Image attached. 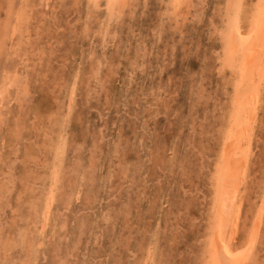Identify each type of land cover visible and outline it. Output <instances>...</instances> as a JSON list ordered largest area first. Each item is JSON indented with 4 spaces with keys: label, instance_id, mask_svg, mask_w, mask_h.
I'll use <instances>...</instances> for the list:
<instances>
[{
    "label": "rangeland",
    "instance_id": "rangeland-1",
    "mask_svg": "<svg viewBox=\"0 0 264 264\" xmlns=\"http://www.w3.org/2000/svg\"><path fill=\"white\" fill-rule=\"evenodd\" d=\"M41 1L42 4L39 5ZM73 1L77 2L73 5L71 3ZM79 1L48 0L46 4V0H40V2L36 0V3H38L34 6V0H0V83H2V85L0 84V93L4 86L3 79L5 80L6 77L16 76L19 81L18 88L8 89L6 96L2 101L0 100V185L2 184L0 186V233H2L0 234V253L2 254H0V264H23V262L36 264L35 260L37 264H117L118 262L119 264H206V259H203V250L206 248L204 244H206L209 237L207 226L210 224L209 220L211 217L212 196L209 194L213 191L212 184H210L212 165L221 150L220 143H222L223 131L227 123L229 105L234 98L232 88L227 83L226 76L228 73H223L220 61L221 56H219L222 55L220 54L222 46L220 41L224 25L222 20L225 0H197L199 2L192 0L188 8L184 7L178 10L177 14L171 13L170 0H132L131 2L129 0L126 6L128 10L124 7L109 22H107L105 17L104 1H102L101 7L96 10L92 9L87 0L85 2L81 0L78 3ZM166 2L167 6H164ZM11 3L14 4L12 5ZM244 3L245 6L248 4L251 9L255 0H246ZM214 4L218 7H213ZM82 5H87L88 7L86 8L85 6L84 9ZM11 6L14 7H12L14 10ZM71 6L73 7L70 8ZM27 7L33 9L28 8L27 10ZM21 8L22 11L20 12ZM34 10H37L38 13L35 14ZM48 10H51L50 13ZM193 10H195L194 13H192ZM22 13H24V16ZM199 14H201L199 17L203 16L201 21V18L199 20L197 18ZM214 14L215 16H213ZM20 16L21 18H19ZM217 16H220L221 19L219 17L216 18ZM24 17L27 23L25 22L23 25ZM173 18H177V20L174 21L172 20ZM8 19L11 20L10 24H8L10 21ZM104 25H107L106 28ZM177 28L180 32H178ZM23 29L26 30L23 31ZM35 30L36 33L34 32ZM80 30L82 31L80 32ZM20 31L24 33L22 34ZM12 36L14 37L12 38ZM34 36L38 38L37 41L36 39L34 40ZM26 39L29 41H27L29 45ZM25 54L26 57H24ZM90 62H92L90 66H92L93 70L90 69ZM100 62L102 63L101 66ZM79 64L81 66L85 65L82 68ZM94 65L96 68L102 67V69L98 70L99 72L101 71V75L96 71V68V70L94 69ZM76 67L78 70H76ZM94 72H96L95 74H97L98 78V81L95 82H93V79L97 80V78H95ZM80 75L82 79L78 78ZM58 76L60 78L63 76L64 84L62 78L58 82L57 79H60L57 78ZM80 80L83 81L80 82ZM103 80L108 82H103ZM76 83H79L78 85L82 86L81 88L84 87V89L79 87L81 92L85 91L84 93L77 92L80 89L78 88L77 90L76 87L78 86ZM101 83L102 85L105 83L104 86H101ZM65 84L69 85L66 86ZM19 85H21L22 89ZM93 85L96 86L94 87ZM98 85L100 86V91L96 90ZM86 87H89L87 88L89 91L86 90ZM64 89L65 91H63ZM71 91L73 92L71 93ZM92 92L93 94H91ZM73 93L76 97L72 96L74 95ZM111 93H114V95H111ZM85 94L86 99L84 97ZM88 94L92 95V97L87 96ZM260 94L259 105L253 123V138L255 137V140L252 138L253 142L251 145L256 144L251 147L253 154L249 157L250 160L247 165L249 174L246 173V177L244 176L245 180L243 179V183H246L241 187V195L244 201L242 202L244 204L242 203L241 206V215L239 213L237 235L234 241L236 247L244 245L247 240V234L253 226L259 202L263 200L262 197L264 198V120L263 122L261 121V119H264V111H262V109L264 110V88ZM153 101L156 103H153ZM56 102L58 104H55ZM76 102L80 103V105ZM59 103L62 104L59 105ZM60 106L63 107L60 108ZM220 108H222V111ZM56 111L60 114L56 113ZM72 112L74 115H72ZM69 113L72 114L70 115ZM36 114L38 115L35 116ZM43 114L47 117L44 118ZM54 114L56 115L54 116ZM51 116L55 117V119L53 118L55 121ZM219 117L221 118L219 119ZM47 118L52 120L48 121ZM256 120L258 121L256 122ZM50 123H54V125H50ZM66 125L67 127H65ZM53 127L55 128L54 131H52ZM42 131H44L45 135ZM50 134L54 135L51 136ZM64 136H66L67 141L71 137L70 141L67 142ZM49 137L57 141V145L60 143L63 146L62 140L65 141L64 146L67 147V150L63 147V156H66L62 159L63 165L60 168L63 173L60 174L63 176L59 177L61 179L58 182L60 184H62V181L66 182V186L65 183L62 185L63 187L58 186L57 192H61H56V195L63 194L62 200H60V196H55L57 201L54 200V202H60L59 205L56 204L57 207L63 202L60 206L61 212H57L60 211V208H57L55 203H53L51 206L55 207V209L53 210V207L52 209L50 208L49 214L55 221L53 218H49L50 216L48 215L46 226L42 228L44 224L42 207L43 200H45L43 197L46 195L45 191H48L50 182L47 181L50 180L51 175V171L48 168L51 167V162L53 161V152L47 151V146L44 144L46 141L49 142ZM115 143L119 148H115ZM218 145L219 147L217 148ZM70 158H73L72 162ZM204 160L206 164H204ZM64 162L66 165H64ZM7 167L8 169H6ZM95 170L97 175L94 173ZM65 172L67 173L65 174ZM203 172H205V175ZM74 174L75 176H73ZM206 174L207 176L209 175V178ZM64 175H67L66 179H64ZM74 177H78L77 180ZM36 179H38L37 182ZM85 179L87 180L85 181ZM5 180H7V183L3 185L6 182ZM208 180L210 181L208 182ZM40 185L43 187L42 189ZM59 187H62V190ZM70 190L73 191L71 192ZM260 191L261 194L259 193ZM208 192L209 194H207ZM77 194H79L78 198ZM88 194L90 196H87ZM91 194L95 196L92 197ZM33 196L34 199H32ZM22 198L26 201L24 200L23 202ZM253 198L257 202L252 200ZM69 199L73 200V203H70ZM40 203L41 205L39 206ZM253 204L255 206L258 205L255 208ZM127 205L130 208L128 211L132 210L131 212L127 211L130 215L124 210V208H128ZM119 208H121L120 211L117 210ZM36 209L39 210V213ZM121 210L124 211L122 212ZM53 213L55 214L53 215ZM36 214H39V217ZM109 214L110 216H108ZM125 214L128 218H125L127 217ZM64 215L66 216L64 218L65 221L62 220ZM128 219L129 221H127ZM104 220L108 222L105 223ZM67 221L70 223L68 222L69 224L67 223L66 227ZM72 221L77 226H74ZM76 221H79L78 224ZM25 222H28V225ZM35 223L37 226H35ZM31 226H34L35 229L31 228ZM63 226L65 227L63 228ZM66 228L68 229L66 230ZM61 230L66 231L65 234L61 233L63 232ZM205 231L207 232L206 234ZM31 233H36V235ZM13 234L16 236H13ZM148 234L151 235L149 236ZM47 239L50 242L46 243ZM34 244L40 246L39 249ZM46 244H49L48 248ZM43 246L47 250L42 249ZM40 248L43 251H40ZM16 249L19 250L17 251ZM20 249H24V252ZM116 251L118 254H115L117 253ZM10 252L12 256L14 255L13 259ZM43 252H46L47 255H45L46 253L43 254ZM53 252H57L59 255L54 253L55 256H53ZM113 252L115 253L113 254ZM144 253H148L147 256ZM24 255L25 257H23ZM127 257H131V259ZM43 258L46 259L44 260ZM115 258H118V260ZM149 258H151V261ZM251 260L249 264H264V215L255 243L254 256ZM58 261L60 262L58 263Z\"/></svg>",
    "mask_w": 264,
    "mask_h": 264
},
{
    "label": "bare ground",
    "instance_id": "bare-ground-1",
    "mask_svg": "<svg viewBox=\"0 0 264 264\" xmlns=\"http://www.w3.org/2000/svg\"><path fill=\"white\" fill-rule=\"evenodd\" d=\"M35 1V3H36V0H34ZM39 2H40V0H38ZM48 0H46V4L48 3L47 2ZM66 1V0H65ZM102 1H104V9H105V17H106V19H107V22H109L112 18H113V16H115V14L116 13H118V12H120V10H123L124 9V7H125V9H127L126 8V6H127V3H128V1L129 0H87V3L88 4H90L91 5V7H92V9L93 10H96V9H98V8H100L101 7V5H102ZM132 0H130V2H131ZM147 1V0H146ZM157 1V0H156ZM191 1L192 0H170V2H169V4H170V7H171V9H172V12L171 13H173V14H177L178 13V10H180V9H182V8H184V7H187L188 8V5H189V3H191ZM197 1V0H196ZM217 1V0H216ZM244 1H246V0H225V7H224V14H223V29H222V32H221V43H222V46H221V53L220 54H222V55H219V56H221V63H222V68H223V73L225 72V73H228L227 74V83H228V85H230V87L232 88V94H233V96H234V98L230 101L231 102V104L229 105L230 107H229V111H228V115H227V123L225 124V128H224V131H223V137H222V143H220L221 145V147H220V151H219V155L217 156V159L215 160V162H214V164L212 165L213 167V169H212V177L210 178V180H211V182H210V184H212V188H213V191H212V193H210L209 194V192L207 193V194H209V195H211L212 196V198H211V208H210V210H211V217H210V224L207 226V230H208V233H209V237H208V244H207V241H206V244H204V245H206V248L203 250V255H204V258L203 259H206L205 261H206V264H249V262H250V260L251 259H253V256H254V250H255V243H256V241H257V238H258V232L260 231V227H261V225H262V221H263V215H264V198L262 197V201H258L259 202V206H258V210L256 211V214H255V220H254V222H253V226H252V228L251 229H249V231H248V234H247V240L245 241V243H244V245H242V246H239V247H236L235 245H234V241H235V238H236V235H237V225H238V219H239V213H240V211L242 212V208H241V206H242V203L244 202L243 201V198H242V195H241V187H242V185L243 184H245V183H243V179L245 180V178H244V176L245 175H247L246 173H248V171H247V165H248V162H249V157H251V154H253L252 152H251V147H252V145H255V144H252L251 145V143L253 142L252 140L255 138H253V123H254V120H255V117H256V112H257V109H258V105H259V99H260V96H261V90L264 88V0H255V3H254V5L251 7V9L248 7V4H247V6H245V3H244ZM9 2V1H8ZM51 2V1H50ZM75 2H77V1H73V2H71V3H73V5H74V3ZM81 2V0L78 2V3H80ZM84 2H85V0H84ZM197 2H199V1H197ZM205 2V1H204ZM6 3V2H5ZM34 3V6L35 5H37V3L35 4ZM52 3H54V1H52ZM52 3H50V4H52ZM12 5L14 4V3H11ZM30 4H32L33 5V3H31L30 2ZM42 4V1H41V3H39V5H41ZM45 4V5H46ZM132 4V3H131ZM168 4V5H169ZM222 4V3H221ZM1 5V4H0ZM7 5V4H6ZM76 5H77V3H76ZM75 5V6H76ZM79 5H81V4H79ZM78 5V6H79ZM160 5V4H159ZM198 5H199V3H198ZM197 5V6H198ZM200 5H201V3H200ZM21 6V5H20ZM53 6H54V4H53ZM86 6V8L88 7L87 5H85ZM85 6H83L82 5V7H84V9H85ZM164 6H167V2H166V5H164ZM193 6V5H192ZM191 6V7H192ZM217 6V5H216ZM215 6V4H214V6L213 7H216ZM2 7H4V6H2ZM13 6H11V8H12ZM37 7V6H36ZM52 7V6H51ZM73 6H71L70 8H72ZM135 7H136V5H135ZM146 7H148V6H146ZM191 7H190V9H191ZM196 7V6H195ZM199 7V6H198ZM204 7H206L205 5H204ZM218 7V6H217ZM222 7V6H221ZM220 7V8H221ZM14 8V7H13ZM12 8V9H13ZM25 8V7H24ZM23 8V9H24ZM28 8L29 9H33V8H31V7H27V10H28ZM129 8H130V6H129ZM166 8V7H165ZM194 8V7H193ZM200 8V7H199ZM223 8V7H222ZM1 9V8H0ZM41 9H42V7H41ZM83 9V10H84ZM133 9H135V8H133ZM132 9V10H133ZM160 9V8H159ZM195 9V8H194ZM216 9V8H215ZM214 9V10H215ZM3 10V9H2ZM7 10V9H6ZM14 10V9H13ZM83 10H82V12H83ZM128 10V9H127ZM204 10V9H203ZM220 10V9H219ZM218 10V11H219ZM17 11V10H16ZM15 11V12H16ZM22 11V8H21V10H20V12ZM49 11V13H50V11L51 10H48ZM99 11V10H98ZM185 11V10H184ZM194 11L195 10H193V12L192 13H194ZM196 11H197V8H196ZM216 11V10H215ZM10 12V11H9ZM26 12H28V11H26ZM79 12H80V10H79ZM94 12V11H93ZM168 12V11H167ZM200 12V11H199ZM201 12L203 13V11H202V9H201ZM217 12V11H216ZM223 12V11H222ZM11 13V12H10ZM13 13V12H12ZM25 13V12H24ZM24 13H22V15L24 14ZM29 13V12H28ZM34 13L36 14V13H38L37 12V10L35 11L34 10ZM39 13H40V10H39ZM53 13V12H52ZM85 13V12H84ZM83 13V14H84ZM168 13H170V12H168ZM181 13V12H180ZM186 13V12H185ZM197 13V12H196ZM33 14V13H32ZM55 14V13H54ZM140 14V13H139ZM181 14H183V13H181ZM198 14V13H197ZM217 14V13H216ZM11 15V14H10ZM18 15V14H17ZM25 15H27V14H25ZM30 15H31V13H30ZM34 15V14H33ZM32 15V16H33ZM38 15V14H37ZM45 15V14H44ZM56 15V14H55ZM80 15H82V14H80ZM88 15V14H87ZM125 15V14H124ZM201 14H199L198 16H197V18H198V20L200 19V21L202 20V18H203V16L202 17H199ZM204 15H205V13H204ZM219 15V14H218ZM12 16V15H11ZM24 16V15H23ZM41 16V15H40ZM166 16V15H165ZM213 16H215V14L213 15ZM25 17H27V16H25ZM25 17H24V21H23V25H24V23L26 22L27 23V21H25ZM116 17V16H115ZM131 17V16H130ZM170 17V16H169ZM191 17V16H190ZM220 18V16H217L216 18ZM8 18V17H7ZM19 18H21V16L19 17ZM79 18V17H78ZM120 18V17H119ZM165 18V17H164ZM178 18V17H177ZM177 18L176 19H172V20H177ZM188 18H189V16H188ZM14 19V18H13ZM29 19V18H28ZM33 19V18H32ZM48 19V18H47ZM50 19V18H49ZM89 19H91L90 17H89ZM104 19V18H103ZM117 19V18H116ZM167 19H168V17H167ZM221 19V18H220ZM8 20H10V19H8ZM19 20V19H18ZM17 20V21H18ZM27 20V19H26ZM35 20V19H34ZM45 20V19H44ZM57 20V19H56ZM113 20V19H112ZM169 20V19H168ZM171 20V19H170ZM179 20V19H178ZM219 20V19H218ZM16 21V22H17ZM20 21V20H19ZM82 21H83V17H82ZM103 21H105V20H103ZM117 21V20H116ZM190 21V20H189ZM221 21V20H220ZM10 22H11V20L9 21V23L8 24H10ZM31 22V21H30ZM29 22V23H30ZM95 22V21H94ZM113 22V21H112ZM170 22H172V21H170ZM169 22V23H170ZM179 22V21H178ZM178 22H177V24H178ZM22 23V22H21ZM81 23V22H80ZM103 23V22H102ZM117 23V22H116ZM158 23V22H157ZM160 23V22H159ZM168 23V22H167ZM184 23V22H183ZM189 23V22H188ZM195 23H197V22H195ZM198 23H199V21H198ZM92 24V23H91ZM115 24V23H114ZM211 24H212V21H211ZM16 25V24H15ZM63 25V24H62ZM103 25V24H102ZM213 25V24H212ZM18 26V25H17ZM73 26V25H72ZM105 26V25H104ZM107 26V25H106ZM106 26H105V28H106ZM157 27H159L158 25H156ZM161 26V25H160ZM174 26V25H173ZM180 26V25H179ZM87 27V26H86ZM89 27H90V25H89ZM216 27V26H215ZM221 27V26H220ZM11 28V27H10ZM15 28H16V26H15ZM23 28V27H22ZM111 28V27H110ZM162 28H163V26H162ZM169 28H170V26H169ZM179 28V27H178ZM177 28V30H179ZM214 28V27H213ZM32 29H34V28H32ZM75 29V28H74ZM103 29V28H102ZM167 29H168V27H167ZM184 29V28H183ZM26 30V29H25ZM24 29H23V31H25ZM157 30V29H156ZM164 30V29H163ZM171 30V29H170ZM176 30V29H175ZM181 30H182V28H181ZM6 31H8L7 29H6ZM12 31V30H11ZM19 31V30H18ZM18 31H17V33H18ZM22 31V30H21ZM20 31V32H21ZM37 31H38V29H37ZM42 31V30H41ZM70 31H72V29H70ZM82 30H80V32H81ZM172 31V30H171ZM214 31H215V29H214ZM9 32V31H8ZM7 32V33H8ZM35 33H36V30L34 31ZM40 32V31H39ZM79 32V31H78ZM79 32V33H80ZM89 32V31H88ZM87 32V34H89ZM106 32V31H105ZM109 32V31H108ZM177 32V31H176ZM178 32H180V30L178 31ZM177 32V33H178ZM182 32V31H181ZM213 32V31H212ZM15 33V32H14ZM22 33V32H21ZM24 33V32H23ZM22 33V34H23ZM85 33V32H84ZM100 33V32H99ZM160 33V32H159ZM158 33V34H159ZM163 33V32H162ZM12 34V33H11ZM46 34V33H45ZM82 34V33H81ZM107 34V33H106ZM110 34V33H109ZM112 34V33H111ZM114 34V33H113ZM180 34V33H179ZM214 34H215V32H214ZM18 35V34H17ZM72 35H73V33H72ZM91 35V34H90ZM100 35V34H99ZM217 35V34H216ZM8 36V35H7ZM25 36H27V35H25ZM32 36H33V34H32ZM73 36H75V34L73 35ZM72 36V37H73ZM117 36V35H116ZM158 36H160V35H158ZM9 37V36H8ZM14 36H12V38H13ZM24 37V36H23ZM29 37V36H28ZM35 38H34V40L36 39V41L38 40V38H36V36H34ZM79 37V36H78ZM88 37V36H87ZM10 38V37H9ZM90 38V37H89ZM98 38V37H97ZM115 38V37H114ZM25 39V38H24ZM32 39V38H31ZM73 39V38H72ZM79 39V38H78ZM159 39V38H158ZM4 40V39H3ZM7 40V39H6ZM5 40V41H6ZM22 40V39H21ZM20 40V41H21ZM40 40V39H39ZM218 40V39H217ZM28 40L26 39V42H27ZM35 41V42H36ZM76 41H77V39H76ZM82 41V40H81ZM158 41V40H157ZM173 41V40H172ZM219 41V40H218ZM29 42V41H28ZM27 42V43H28ZM31 42V41H30ZM107 42V41H106ZM113 42V41H112ZM34 43V42H33ZM215 43V42H214ZM23 44V43H22ZM28 45H29V43H28ZM28 45H27V47H28ZM105 45V44H104ZM108 45V44H107ZM23 46V45H22ZM25 47H26V45H24ZM219 46H220V44H219ZM4 47V46H3ZM32 47V46H31ZM34 47V46H33ZM40 47V46H39ZM49 47H50V45H49ZM103 48H104V46H103ZM46 49V48H45ZM49 49V48H48ZM3 50H4V48H3ZM22 51V50H21ZM71 51V50H70ZM43 52V51H42ZM218 52V51H217ZM4 53V52H3ZM27 53V52H26ZM216 53V52H215ZM34 54V53H33ZM44 55V54H43ZM215 55H217V54H215ZM32 56V55H31ZM35 56V55H34ZM24 57H26V54H25V56ZM40 57V56H39ZM79 57V56H78ZM32 58V57H31ZM30 58V59H31ZM97 58V57H96ZM35 59V58H34ZM47 59H48V57H47ZM72 59V58H71ZM77 59V58H76ZM217 59V58H216ZM39 60V59H38ZM73 60V59H72ZM55 61V60H54ZM53 61V62H54ZM95 61V60H94ZM66 62V61H65ZM37 63V62H36ZM95 63V62H94ZM101 63V62H100ZM92 64V62H90L89 63V66ZM75 65V64H74ZM80 65V64H79ZM81 65H82V63H81ZM80 65V66H81ZM85 65V64H84ZM83 65V66H84ZM102 65V63L100 64V66ZM106 65V64H105ZM20 66V65H19ZM76 66V65H75ZM80 66H78V67H80ZM83 66H81L82 68H83ZM89 66H87V67H89ZM99 66V65H98ZM51 67V66H50ZM80 67V68H81ZM91 68L90 69H92V66H90ZM109 67V66H108ZM64 68V67H63ZM73 68V67H72ZM75 68V67H74ZM77 68V67H76ZM96 67H95V65H94V69H95ZM21 69H22V67H21ZM50 69V68H49ZM52 69V68H51ZM71 69V68H70ZM97 69V70H96ZM95 70L96 71H98L99 69H102V67L100 68H96ZM75 70V69H74ZM76 70H78V68L76 69ZM75 70V71H76ZM85 70H87V69H85ZM93 70V69H92ZM94 70V71H95ZM105 70V69H104ZM220 70V69H219ZM1 71V70H0ZM21 71V70H20ZM31 71V70H30ZM62 72H64V71H62ZM93 72V71H92ZM99 72V71H98ZM101 72V71H100ZM100 72H99V74H100ZM110 72V71H109ZM221 72V71H220ZM71 73V72H70ZM96 72H94L93 74L94 75H96V77L95 78H97V74H95ZM105 73V72H104ZM24 74V73H23ZM51 74V73H50ZM91 74V73H90ZM16 75V74H15ZM26 75V74H25ZM37 75V74H36ZM48 75V74H47ZM53 75V74H52ZM72 75V74H71ZM78 75V74H77ZM101 75V74H100ZM102 75H103V73H102ZM221 75V74H220ZM46 76V75H45ZM29 77V76H28ZM27 77V78H28ZM33 77V76H32ZM41 77V76H40ZM63 77V76H62ZM61 77V78H62ZM71 77V76H70ZM73 77V76H72ZM81 77V78H80ZM80 77H78L79 79H82V76L80 75ZM93 77V78H94ZM233 77H235V79H233ZM50 78V77H49ZM57 78H60L59 76L57 77ZM56 78V79H57ZM61 78L60 79H57L58 80V82H59V80H61ZM101 78V77H100ZM103 78V77H102ZM105 78V77H104ZM222 78V77H221ZM54 79V78H53ZM71 79V78H70ZM78 79V80H79ZM84 79V78H83ZM222 79H224V78H222ZM55 80V79H54ZM234 80V81H233ZM3 83H4V86L2 87V91H1V93H0V100L2 101L3 100V98L6 96V92L8 91V89H11V88H18V84H19V81H18V78L16 77V76H12V77H6L5 78V80L3 79ZM62 81H63V78H62ZM81 81H83V80H80V82ZM88 81V80H87ZM89 81H90V79H89ZM88 81V82H89ZM95 81H98V78H97V80H95V79H93V82H95ZM99 81H100V79H99ZM105 80H103V82H104ZM224 81V80H223ZM53 82H55V81H53ZM61 82V81H60ZM77 82H79V81H77ZM101 82H102V80H101ZM105 82H108V81H105ZM70 83V82H69ZM90 83V82H89ZM98 83V82H97ZM200 83V82H199ZM1 85H2V83H0ZM63 84H64V81H63ZM62 84V85H63ZM77 84V83H76ZM76 84H75V87H76ZM79 84V83H78ZM77 84V86L78 87H76L77 88V90H78V88L80 87L79 85ZM84 84V83H83ZM86 84V83H85ZM88 84V83H87ZM91 84V83H90ZM89 84V85H90ZM99 84H100V82H99ZM105 84V83H104ZM104 84L102 85V83H101V86H104ZM0 85V86H1ZM53 85V84H52ZM66 86L67 85H69V84H65ZM71 85V84H70ZM97 85V84H96ZM95 85V86H96ZM225 85V84H224ZM64 86V85H63ZM94 86V85H93ZM94 86V87H95ZM99 86V85H98ZM98 86H97V89L96 90H99L100 91V86H99V88H98ZM116 86V85H115ZM220 86V85H219ZM19 87L21 88V85H19ZM57 87V86H56ZM82 87V86H81ZM80 87V88H81ZM24 88V87H23ZM62 88V87H61ZM76 88H75V90H76ZM79 88V89H80ZM87 88H89V87H86V90H88L89 91V89H87ZM91 89H92V87H90ZM105 88V87H104ZM22 89V88H21ZM81 89H84V87L83 88H81ZM81 89H80V91H77V92H79V93H81L82 94V92H81ZM106 89V88H105ZM201 89V88H200ZM19 90V89H18ZM75 90H74V93H75ZM102 90V89H101ZM191 90H193V89H191ZM17 91V90H16ZM63 91H65V89L63 90ZM67 91H68V87H67ZM104 91V90H103ZM103 91H101V92H103ZM223 91V90H222ZM22 92V91H21ZM73 91H71V93H72ZM85 92V91H84ZM83 92V93H84ZM105 92V91H104ZM191 92V91H190ZM197 92V91H196ZM70 92L68 91V94H69ZM73 93V94H74ZM96 93V92H95ZM198 93V92H197ZM201 93V92H200ZM225 93V92H224ZM61 94V93H60ZM64 94H65V92H64ZM64 94L62 93V95L64 96ZM66 94H67V92H66ZM81 94H79L80 96H81ZM91 94H93V92L91 93ZM191 94V93H190ZM97 95V94H96ZM99 95H100V92H99ZM108 95V94H107ZM111 95H114V93L112 94L111 93ZM201 95H203V94H201ZM62 96V97H63ZM72 96H75V94L74 95H72ZM87 96H90L89 94L87 95ZM19 97V96H18ZM61 97V98H62ZM76 97V96H75ZM77 97H79V96H77ZM82 97H83V95H82ZM85 99L87 98L86 97V94H85ZM90 97H92V95L90 96ZM90 97H88V98H90ZM65 98V97H64ZM95 98V97H94ZM96 98H97V96H96ZM160 98V97H159ZM203 98V97H202ZM70 99V98H69ZM84 99V98H83ZM98 99V98H97ZM109 99V98H108ZM115 99V98H114ZM120 99V98H119ZM158 99V98H157ZM15 100V99H14ZM88 100H91V99H88ZM118 100V99H117ZM207 100V99H206ZM262 100H263V97H262ZM261 100V101H262ZM60 101V100H59ZM67 101V100H66ZM69 101V100H68ZM75 101V100H74ZM85 101V100H84ZM109 101H111V100H109ZM109 101H108V103H109ZM156 101V100H155ZM58 102V101H57ZM55 103V104H58V103ZM61 102V101H60ZM70 102V101H69ZM79 102H80V100H79ZM90 102V101H89ZM119 102V101H118ZM8 103V102H7ZM15 103V102H14ZM13 103V104H14ZM17 103V102H16ZM75 103V102H74ZM77 103V102H76ZM153 103H156V102H154L153 101ZM218 103V102H217ZM54 104V103H53ZM62 104V103H61ZM60 103H59V105H61ZM70 104V103H69ZM72 104H73V101H72ZM78 104V103H77ZM87 104V103H86ZM58 105V106H59ZM66 105V104H65ZM78 105H80V103L78 104ZM82 105V104H81ZM13 106V105H12ZM56 107H57V105H55ZM74 106H76L75 104H74ZM63 106H60V108H62ZM77 107V106H76ZM151 107V106H150ZM149 107V108H150ZM263 107V106H262ZM55 108V107H54ZM60 108H57V109H60ZM71 108H72V105H71ZM70 108V109H71ZM78 108H79V106H78ZM85 108V107H84ZM217 108V107H216ZM3 109V108H2ZM70 109H68V110H70ZM80 109V108H79ZM126 109V108H125ZM222 108H220V110H221ZM14 110V109H13ZM12 110V111H13ZM16 110V109H15ZM260 110V109H259ZM6 111H7V109H6ZM74 111V110H73ZM82 111V110H81ZM222 111V110H221ZM262 111H264L263 109H262ZM261 111V112H262ZM10 112H11V110H10ZM36 112V111H35ZM47 112V111H46ZM49 112V111H48ZM69 112H71V111H69ZM220 112V111H219ZM218 112V113H219ZM19 113V112H18ZM56 113H58V114H60L59 112H57L56 111ZM73 113V112H72ZM71 113V114H72ZM76 113V112H75ZM78 113V112H77ZM80 113V112H79ZM62 114V113H61ZM70 114V113H69ZM70 114V115H71ZM263 114V113H262ZM38 114H36L35 116H37ZM56 114H54V116H55ZM72 115H74V113L72 114ZM225 115V114H224ZM13 116V115H12ZM11 116V117H12ZM31 116V115H30ZM34 116V115H33ZM43 116H45L44 114H43ZM69 116V115H68ZM264 116V115H263ZM10 117V118H11ZM41 117V116H40ZM47 116H45L44 118H46ZM52 117V119L54 118L55 119V117H53V116H51ZM43 118V117H42ZM62 118V117H61ZM64 118H65V116H64ZM68 118V117H67ZM73 118V117H72ZM221 117H219V119H220ZM260 118H262V117H260ZM19 119V118H18ZM33 119V118H32ZM48 119V121H50V120H52L51 118H50V120H49V118H47ZM53 119V120H54ZM57 119V121H59V119L58 118H56ZM74 119V118H73ZM30 120V119H29ZM62 120V119H61ZM60 120V121H61ZM68 120V119H67ZM72 120V119H71ZM71 120H69V121H71ZM263 120L264 119H261V121L263 122ZM15 121V120H14ZM24 121V120H23ZM55 121V120H54ZM57 121H56V123H57ZM225 121V120H224ZM258 120H256V122H257ZM53 122V121H52ZM64 122H65V120H64ZM63 122V123H64ZM134 122V121H133ZM219 122V121H218ZM261 122V123H262ZM61 123V122H60ZM66 123H67V121H66ZM80 123V122H79ZM152 123V122H151ZM18 124V123H17ZM38 124H41V123H38ZM49 124V123H48ZM52 123H50V125H51ZM81 124V123H80ZM79 124V125H80ZM153 124V123H152ZM201 124V123H200ZM260 124V123H259ZM52 125H54V123L52 124ZM58 125V124H57ZM191 125V124H190ZM59 126V125H58ZM64 126V125H63ZM263 126V125H262ZM15 127V126H14ZM47 127H48V125H47ZM65 127H67V125L65 126ZM140 127V126H139ZM256 127V126H255ZM34 128V127H33ZM38 128H40V127H38ZM44 128V127H43ZM49 128V127H48ZM56 128H58V127H56ZM220 128V127H219ZM257 128H259V127H257ZM53 130L52 131H54V127L52 128ZM63 129V128H62ZM146 129V128H145ZM213 129V128H212ZM262 129V128H261ZM18 130V129H17ZM16 130V131H17ZM220 130V129H219ZM45 131V130H44ZM44 131H42L43 132V134L45 135V133H44ZM51 131V130H50ZM146 131V130H145ZM255 131V130H254ZM222 132V131H221ZM257 132V131H256ZM255 132V133H256ZM41 133V132H40ZM51 133V132H50ZM203 133V132H202ZM13 134V133H12ZM42 134V133H41ZM52 134V133H51ZM50 134V135H51ZM74 134V133H73ZM54 135V134H53ZM53 135H51V136H53ZM66 135H68V134H66ZM207 135V134H206ZM202 136V135H201ZM48 137V136H47ZM46 137V138H47ZM58 137V136H57ZM60 137H62V136H60ZM65 137V140H66V136H64ZM97 137H98V135H97ZM102 137V136H101ZM215 137V136H214ZM220 137V136H219ZM218 137V138H219ZM55 138V137H54ZM71 138V137H70ZM70 138H68L69 140L67 141V142H69L70 141ZM72 138H73V136H72ZM75 138V137H74ZM253 138V139H252ZM49 142L48 141H46V142H44V144L47 146V148H46V150L48 151H51V152H53V161L51 162V167H47L48 169H50V173H51V175H50V180L49 181H47V182H50L49 183V185H48V191L46 192L45 191V193H46V195H44V197L43 198H45V200H43L44 201V203H43V217H44V224L42 225V228H45V224H46V222L48 221V215L50 216V214H49V212L51 211L50 210V208L52 209V207L53 206H51V205H53V203H55V205L56 204H58L59 205V201H58V203L56 202L57 200L55 199V196H60L61 198H60V200H62V193H60V194H62V195H56V192H57V188H58V186H62L64 183H65V186H66V182H63L62 181V184H60L59 182H58V180H60L59 179V177L60 176H63V175H61L60 173H62L61 171H62V169H60V168H62L61 166L63 165L62 164V159L66 156H63V151H64V149H63V147H65L66 148V150H67V147L66 146H64L65 145V141L64 140H62V142L64 143L63 144V146L59 143L58 145H57V141H55V140H53V139H51V137H49ZM58 139V138H57ZM96 139H98V138H96ZM220 139H221V137H220ZM44 140H46L45 138H44ZM103 140V139H102ZM101 140V141H102ZM255 140V139H254ZM41 141H43V140H41ZM118 141V140H117ZM220 142H221V140H219ZM40 142V141H39ZM93 142H94V140H93ZM216 142V141H215ZM25 143H26V141H25ZM96 143V142H95ZM94 143V144H95ZM212 143V142H211ZM219 143V142H218ZM259 143V142H258ZM37 144H38V142H37ZM92 144V143H91ZM66 145H67V143H66ZM76 145V144H75ZM74 145V146H75ZM36 146V145H35ZM71 146V145H70ZM81 146V145H80ZM84 146V145H83ZM119 146V145H118ZM30 147V146H29ZM33 147V146H32ZM68 147H69V145H68ZM117 147V144L115 143V148ZM219 147V145L217 146V148ZM70 148V147H69ZM79 148V147H78ZM78 148H76V149H78ZM81 148H82V146H81ZM81 148H80V150H81ZM97 148V147H96ZM111 148V147H110ZM117 148H119V147H117ZM39 149H41V148H39ZM51 149V150H50ZM86 149V148H85ZM91 149H92V147H91ZM10 150V149H9ZM42 150V149H41ZM121 150V149H120ZM158 150V149H157ZM78 151H79V149H78ZM106 151H108V150H106ZM122 151V150H121ZM149 151V150H148ZM159 151V150H158ZM212 151V150H211ZM217 151H218V149H217ZM256 151V150H255ZM26 152H27V150H26ZM75 152V151H74ZM105 152V151H104ZM1 153V152H0ZM40 153H42V152H40ZM67 153V152H66ZM65 153V154H66ZM76 153V152H75ZM74 153V154H75ZM200 153V152H199ZM255 153V152H254ZM23 154V153H22ZM73 154V155H74ZM89 154V153H88ZM108 154V153H107ZM118 154H119V152H118ZM148 154V153H147ZM213 154V153H212ZM44 155H46V154H44ZM70 155V154H69ZM106 155V154H105ZM18 156V155H17ZM68 156V155H67ZM72 156V155H71ZM155 156V155H154ZM214 156H215V154H214ZM11 157V156H10ZM50 157V156H49ZM74 157V156H73ZM77 158H79L78 156H76ZM75 157V158H76ZM139 157H140V155H139ZM201 157V156H200ZM216 157V156H215ZM215 157H213V158H215ZM106 158V157H105ZM145 158V157H144ZM160 158V157H159ZM202 158H203V156H202ZM29 159H31V158H29ZM45 159V158H44ZM48 159V158H47ZM50 159V158H49ZM71 159V158H70ZM73 159V158H72ZM71 159V162L73 161ZM80 159V158H79ZM90 159V158H89ZM252 159V158H251ZM33 160V159H32ZM46 160V159H45ZM67 160V159H66ZM65 160V161H66ZM76 160V159H75ZM109 160V159H108ZM124 160V159H123ZM137 160V159H136ZM151 160V159H150ZM178 160V159H177ZM14 161V160H13ZM49 162H50V160H48ZM47 161V162H48ZM139 161V160H138ZM164 161V160H163ZM175 161H176V159H175ZM77 162H78V160H77ZM84 162V161H83ZM127 162H129V161H127ZM211 162V161H210ZM209 162V163H210ZM65 163V162H64ZM68 163V162H67ZM78 163H80V162H78ZM91 163V162H90ZM117 163V162H116ZM131 163V162H130ZM164 163V162H163ZM174 163H176V162H174ZM6 164V163H5ZM74 164V163H73ZM123 164V163H122ZM173 164V163H172ZM204 164H206L205 163V160H204ZM203 164V165H204ZM3 165V164H2ZM10 165V164H9ZM44 165H45V162H44ZM64 165H66V163L64 164ZM81 165V164H80ZM91 165V164H90ZM131 165V164H130ZM160 165V164H159ZM209 165H211V164H209ZM263 165V164H262ZM28 166V165H27ZM32 166V165H31ZM39 166V165H38ZM43 166V165H42ZM46 166V165H45ZM45 166H44V168H45ZM72 166V165H71ZM79 166V165H78ZM84 166V165H83ZM92 166V165H91ZM138 166V165H137ZM158 166V165H157ZM172 166H174V165H172ZM64 167V166H63ZM73 167V166H72ZM80 167V166H79ZM128 167H129V165H128ZM152 167V166H151ZM156 167V166H155ZM3 168V167H2ZM12 168V167H11ZM43 168V167H42ZM67 168V167H66ZM81 168V167H80ZM89 168V167H88ZM93 168V167H92ZM91 168V169H92ZM119 168V167H118ZM127 168V167H126ZM138 168V167H137ZM6 169H8V167L6 168ZM71 169H73V168H71ZM74 169H76V168H74ZM78 169V168H77ZM76 169V170H77ZM85 169V168H84ZM146 169V168H145ZM156 169V168H155ZM201 169H203V168H201ZM11 170V169H10ZM9 170V171H10ZM45 170V169H44ZM67 171H68V169H66ZM69 170H70V168H69ZM75 170V171H76ZM89 170V169H88ZM96 170H98V169H96ZM96 170L94 171V173L96 172ZM147 170V169H146ZM149 170V169H148ZM153 170V169H152ZM172 170V169H171ZM176 170V169H175ZM41 171V170H40ZM48 171V170H47ZM74 171V170H73ZM72 171V172H73ZM82 171V170H81ZM84 171V170H83ZM91 171H93V170H91ZM129 171V170H128ZM138 171V170H137ZM140 171V170H139ZM142 171V170H141ZM150 171V170H149ZM155 171V170H154ZM153 171V172H154ZM202 171V170H201ZM11 172V171H10ZM44 172V171H43ZM64 172V171H63ZM69 172V171H68ZM79 172H80V170H79ZM86 172V171H85ZM114 172V171H113ZM208 174H209V172L208 171H206ZM8 173V172H7ZM45 173V172H44ZM67 172H65V174H66ZM70 173V172H69ZM78 173V172H77ZM89 173V172H88ZM97 173V172H96ZM95 173V174H96ZM127 173V172H126ZM143 173V172H142ZM205 172H203V174H204ZM8 174H10V173H8ZM12 174V173H11ZM27 174V173H26ZM25 174V175H26ZM29 174V173H28ZM45 174H47V173H45ZM49 174V173H48ZM63 174V173H62ZM71 174V173H70ZM80 174H82V173H80ZM90 174V173H89ZM92 174V173H91ZM90 174V175H91ZM108 174H110V173H108ZM121 174H123V173H121ZM145 174V173H144ZM147 174V173H146ZM156 174V173H155ZM201 173L199 172V175H200ZM211 174V173H210ZM249 174V173H248ZM29 175H31V174H29ZM93 175V174H92ZM97 175V174H96ZM133 175V174H132ZM138 175V174H137ZM197 175H198V172H197ZM205 175V174H204ZM5 176V175H4ZM10 176V175H9ZM32 176H34V175H32ZM46 176V175H45ZM49 176V175H48ZM67 176V175H66ZM66 176L64 175V179H66ZM73 176H75V174L73 175ZM79 176V175H78ZM82 176H84V175H82ZM109 176V175H108ZM183 176H185V175H183ZM201 176V175H200ZM206 176H207V174H206ZM209 176V175H208ZM207 176V177H208ZM131 177V176H130ZM204 177V176H203ZM246 177V176H245ZM25 178V177H24ZM36 178V177H35ZM34 178V179H35ZM42 178H43V175H42ZM41 178V179H42ZM48 179H49V177H47ZM75 178V177H74ZM78 178V177H77ZM77 178H75L76 180H77ZM83 178V177H82ZM82 178H81V180H82ZM84 178H85V176H84ZM86 178H87V176H86ZM93 178H95V177H93ZM155 178H157V177H155ZM166 178V177H165ZM176 178V177H175ZM209 178V177H208ZM260 178V177H259ZM3 179V178H2ZM74 179V180H75ZM109 179H110V177H109ZM174 179V178H173ZM264 179V178H263ZM24 180V179H23ZM37 180L38 179H36V182H37ZM44 180V179H43ZM73 180V181H74ZM87 179H85V181H86ZM172 180V179H171ZM178 180V179H177ZM210 180H208V182L210 181ZM6 182L5 183H3V185L4 184H6L7 183V180H5ZM66 181H68V180H66ZM71 181V180H70ZM83 181H84V179H83ZM82 181V182H83ZM91 181V180H90ZM122 181V180H121ZM184 181V180H183ZM206 181V180H205ZM42 182V181H41ZM45 182V181H44ZM75 182V181H74ZM81 182V183H82ZM92 182V181H91ZM94 182V181H93ZM109 182H110V180H109ZM127 182V181H126ZM153 182V181H152ZM208 182H207V184H208ZM263 182V181H262ZM16 183V182H15ZM86 183V182H85ZM108 183V182H107ZM138 183V182H137ZM264 183V182H263ZM42 184V183H41ZM60 184V185H59ZM77 184V183H76ZM118 184V183H117ZM2 185V184H1ZM0 185V186H1ZM74 185H75V183H74ZM82 185H83V183H82ZM89 185V184H88ZM209 185V184H208ZM207 185V186H208ZM19 186V185H18ZM28 187H29V185H27ZM43 186V185H42ZM45 187H46V185H44ZM70 186V185H69ZM91 186V185H90ZM94 186V185H93ZM168 186V185H167ZM3 187V186H2ZM33 187V186H32ZM31 187V188H32ZM35 188H36V186H34ZM40 187H41V185H40ZM44 187V188H45ZM63 187V186H62ZM61 187V188H62ZM74 187H77V186H74ZM81 187H83V186H81ZM139 187V186H138ZM209 187V186H208ZM207 187V188H208ZM1 188V187H0ZM34 188V189H35ZM37 188H39V187H37ZM43 187H41V189H42ZM60 188V187H59ZM60 188V190H62ZM78 188V187H77ZM76 188V189H77ZM91 188V187H90ZM41 189H40V191H41ZM70 189V188H69ZM89 189V188H88ZM87 189V190H88ZM208 189H210V188H208ZM66 190V189H65ZM79 190H80V188H79ZM244 190H247V189H244ZM6 191V190H5ZM43 191V190H42ZM59 191V190H58ZM71 192L73 191V190H70ZM69 191V192H70ZM85 192H86V190H84ZM91 191V190H90ZM116 191V190H115ZM258 191V190H257ZM9 192H10V190H9ZM25 192V191H24ZM59 192H61V191H59ZM59 192H57V193H59ZM63 192V191H62ZM68 192V193H69ZM77 192H79V191H77ZM77 192H75V193H77ZM83 192V191H82ZM96 192H98V191H96ZM146 192V191H145ZM207 192V191H206ZM243 192V191H242ZM264 192V191H263ZM67 193V194H68ZM93 193V192H92ZM95 193V192H94ZM93 193V194H94ZM139 193V192H138ZM141 193V192H140ZM246 193V192H245ZM255 193V192H254ZM260 194H261V191L259 192ZM70 194V193H69ZM80 194H81V192H80ZM84 194V193H83ZM90 194V193H89ZM87 195V196H90V195ZM96 194V193H95ZM243 194V193H242ZM251 194V193H250ZM256 194V193H255ZM259 194V195H260ZM42 195V194H41ZM66 195V194H65ZM72 195V194H71ZM76 195V194H75ZM92 195V194H91ZM141 195H143V194H141ZM257 195V194H256ZM258 195V196H259ZM73 196V195H72ZM78 196H79V194H77V198H78ZM93 196H95V195H92V197ZM140 196V195H139ZM30 197H32V196H30ZM29 197V198H30ZM40 197V196H39ZM66 197V196H65ZM75 197V196H74ZM110 197V196H109ZM153 197V196H152ZM246 197V196H245ZM245 197H244V199H245ZM252 197V196H251ZM24 198H25V195H24ZM38 198V197H37ZM36 198V199H37ZM42 198V197H41ZM57 198V197H56ZM67 198H68V195H67ZM85 198V197H84ZM108 198V197H107ZM207 198H209V197H207ZM260 198V197H259ZM258 198V199H259ZM23 199V198H22ZM32 199H34V196H33V198ZM57 199H59V198H57ZM76 199V198H75ZM112 199V198H111ZM113 199H114V197H113ZM142 199H143V197H142ZM152 199V198H151ZM24 200L25 199H23L22 201L24 202ZM54 200H56L55 202H54ZM63 200H64V198H63ZM83 200V199H82ZM252 200H255L254 198L252 199ZM261 200V199H260ZM26 201V200H25ZM68 201H70V203L72 202L73 203V200L71 201V199H69ZM243 201V202H242ZM20 202V201H19ZM28 202V201H27ZM38 202V201H37ZM65 202V201H64ZM98 202V201H97ZM151 202V201H150ZM255 202H257L256 200H255ZM21 203V202H20ZM63 203V202H62ZM62 203H61V205H62ZM66 203H67V201H66ZM69 203V204H70ZM80 203H82V202H80ZM35 204V203H34ZM106 204H107V202H106ZM137 204V203H136ZM244 204V203H243ZM252 204V203H251ZM41 205V203L39 204V206ZM60 205V206H61ZM64 205V204H63ZM83 205V204H82ZM84 205H85V203H84ZM96 205V204H95ZM148 205V204H147ZM146 205V206H147ZM254 206H255V204H253ZM252 205V206H253ZM258 205V204H257ZM256 205V206H257ZM60 206L59 207H57V205H56V207L57 208H60ZM86 207H87V205H85ZM108 206V205H107ZM128 206V208L126 209V208H124V207H122V208H124V210L127 212L128 211V209H130L129 208V205H127ZM142 206V205H141ZM149 206V205H148ZM244 206V205H243ZM254 206H253V208H254ZM256 206H255V208H256ZM28 207V206H27ZM37 207H38V205H37ZM68 207V206H67ZM131 207V206H130ZM156 207V206H155ZM35 208H36V205H35ZM40 208V207H39ZM64 209H65V207H63ZM137 208V207H136ZM244 208V207H243ZM55 209V207H53V210ZM71 209H73L72 207H71ZM70 209V210H71ZM81 209H83V208H81ZM120 209L121 208H119V209H117V210H119L120 211ZM142 209V208H141ZM153 209V208H152ZM208 209H209V206H208ZM17 210V209H16ZM26 210V209H25ZM36 210H38V209H36ZM52 210V211H53ZM57 210V209H56ZM92 210V209H91ZM114 210V209H113ZM123 210V211H124ZM35 211V210H34ZM68 212H69V210H67ZM77 211V210H76ZM81 211V210H80ZM83 211H85V210H83ZM122 211V210H121ZM122 211V212H123ZM132 210H129L128 212H131ZM152 211V210H151ZM22 212H24L23 210H22ZM26 212V211H25ZM38 213H39V210L37 211ZM57 212H61V208H60V211H57ZM56 212V213H57ZM66 212V211H65ZM78 212V211H77ZM116 212V211H115ZM127 212V213H128ZM146 212V211H145ZM206 212H208L207 210H206ZM33 213V212H32ZM35 213V212H34ZM41 213V212H40ZM64 213V212H63ZM67 213V212H66ZM114 213V212H113ZM134 213V212H133ZM151 213V212H150ZM55 213H53V215H54ZM60 214V213H59ZM82 214V213H81ZM107 214H108V212H107ZM119 214V213H118ZM129 215H130V213H128ZM149 214V213H148ZM25 215V214H24ZM29 215V214H28ZM37 215V214H36ZM35 215V216H36ZM39 215V214H38ZM37 215V217H39ZM40 215H42V214H40ZM58 215V214H57ZM66 215V214H65ZM64 215V217H62L63 219V221H65V216ZM124 215V214H123ZM126 215V214H125ZM154 215H155V213H154ZM240 215H241V213H240ZM242 215H243V213H242ZM27 216V215H26ZM56 216V215H55ZM59 216H63V215H59ZM80 216V215H79ZM82 216V215H81ZM93 216V215H92ZM108 216H110V214L108 215ZM127 216V215H126ZM210 216V215H209ZM34 217V216H33ZM36 217V218H37ZM75 217V216H74ZM102 217V216H101ZM104 217H105V215H104ZM138 217V216H137ZM171 217H172V215H171ZM23 218H25V217H23ZM49 218H51V216L49 217ZM53 218V217H52ZM51 218V219H52ZM68 218V217H67ZM67 218H66V220H67ZM82 218V217H81ZM81 218H80V220H81ZM113 218V217H112ZM125 218H128V216L127 217H125ZM167 218V217H166ZM17 219V218H16ZM19 219V218H18ZM32 219H35V218H32ZM38 219V218H37ZM50 219V220H51ZM57 219V218H56ZM60 219H61V217H60ZM60 219H59V221H60ZM84 219H86L85 217H84ZM88 219V218H87ZM104 219V218H103ZM107 219H108V217H107ZM106 219V220H107ZM132 219V218H131ZM141 219V218H140ZM163 219V218H162ZM173 219V218H172ZM40 220V219H39ZM53 220H54V218H53ZM76 220V219H75ZM78 220V219H77ZM83 220V219H82ZM106 220H104L105 221V223L106 222H108V221H106ZM110 220V219H109ZM37 221V220H36ZM40 221H42V220H40ZM55 221V220H54ZM84 221V220H83ZM103 221V220H102ZM111 221V220H110ZM109 221V222H110ZM127 221H129V219L127 220ZM21 222V221H20ZM34 222V221H33ZM69 221H67L66 222V227H67V223H68ZM77 222V221H76ZM79 222V221H78ZM78 222H77V224H78ZM12 223V222H11ZM26 223V222H25ZM31 223H32V221H31ZM41 223V222H40ZM56 223H59V222H56ZM70 223V222H69ZM68 223V224H69ZM111 223V222H110ZM206 223H208V222H206ZM21 224H23V223H21ZM27 225H28V222L26 223ZM30 224V223H29ZM52 224V223H51ZM72 224H73V221H72ZM76 224V223H75ZM75 224H73L74 226H77V225H75ZM202 224V223H201ZM205 224V223H204ZM39 225V224H38ZM63 225H65L64 223H63ZM102 225V224H101ZM107 225V224H106ZM15 226V225H14ZM30 226V225H29ZM35 226H37L36 225V223H35ZM53 226V225H52ZM52 226H51V228H52ZM70 226H72V225H70ZM70 226H69V228H70ZM205 226V225H204ZM251 226V225H250ZM22 227V226H21ZM39 227V226H38ZM54 227V226H53ZM57 227V226H56ZM61 227H62V225H61ZM65 226H63V228H64ZM209 227V228H208ZM31 228H34L35 229V227L33 226H31ZM25 229V228H24ZM50 229V228H49ZM58 229V228H57ZM68 228H66V230H67ZM71 229V228H70ZM82 229V228H81ZM155 229V228H154ZM172 229V228H171ZM204 229V228H203ZM206 229V228H205ZM26 230V229H25ZM40 230V229H39ZM53 230H55L56 231V229L55 228H53ZM162 230V229H161ZM161 230H159V231H161ZM206 230V231H207ZM30 231V230H29ZM36 231V230H35ZM59 231V230H58ZM61 231H63V230H61ZM205 231V234L207 233ZM240 231H241V228H240ZM13 232V231H12ZM11 232V233H12ZM32 232V231H31ZM42 232V231H41ZM65 232L66 231H63V232H61V233H64L65 234ZM131 232V231H130ZM149 232V231H148ZM162 232V231H161ZM170 232V231H169ZM14 233V232H13ZM22 233V232H21ZM23 233H25V232H23ZM44 233H45V231H44ZM53 233V232H52ZM55 233H58V232H55ZM61 233H58V234H61ZM134 233V232H133ZM132 233V234H133ZM0 234H2V233H0ZM28 234H30V233H28ZM32 234V233H31ZM37 234H38V232H37ZM40 234V233H39ZM142 234V233H141ZM32 235H36V233L35 234H32ZM45 235V234H44ZM43 235V236H44ZM149 236L151 235V234H148ZM161 235V234H160ZM164 235V234H163ZM172 235H173V233H172ZM203 235H204V232H203ZM13 236H16L15 234H13ZM30 236V235H29ZM41 236V235H40ZM51 236H53L52 234H51ZM58 236V235H57ZM165 236V235H164ZM39 237V236H38ZM42 237V236H41ZM69 237V236H68ZM68 237H64V238H68ZM160 237V236H159ZM16 238V237H15ZM48 238V237H47ZM54 238H56V237H54ZM160 238H162V237H160ZM159 238V239H160ZM164 238V237H163ZM31 239V238H30ZM44 239H46L45 237H44ZM50 239V238H49ZM49 239H47L48 241H46V243L47 242H50L49 241ZM53 239V238H52ZM65 239V240H66ZM136 239V238H135ZM145 239V238H144ZM156 239H158L157 237H156ZM205 239H207V238H205ZM11 240H12V236H11ZM32 240V239H31ZM43 240V239H42ZM63 240V239H62ZM69 240V239H68ZM147 240V239H146ZM13 241H15V240H13ZM58 241V240H57ZM59 241H61V240H59ZM148 241V240H147ZM168 241V240H167ZM20 242H21V240H20ZM149 242V241H148ZM159 242V241H158ZM31 243H34V242H31ZM59 243V242H58ZM136 243V242H135ZM144 243H145V241H144ZM156 243H157V241H156ZM202 243V242H201ZM16 244V243H15ZM137 244V243H136ZM145 244H147V243H145ZM236 244V243H235ZM35 246H38V245H36V244H34ZM49 245V244H48ZM48 245L46 244V246H47V248H48ZM135 245V244H134ZM204 245H202V246H204ZM24 246V245H23ZM22 246V247H23ZM27 246V245H26ZM60 246V245H59ZM138 246H140V245H138ZM5 247V246H4ZM9 247V246H8ZM19 247V246H18ZM39 247L40 246H38V249H39ZM66 247V246H65ZM155 247V246H154ZM33 248V247H32ZM31 248V249H32ZM52 248V247H51ZM51 248H50V250H51ZM138 248V247H137ZM143 248V247H142ZM146 248V247H145ZM203 248V247H202ZM3 249V248H2ZM30 249V250H31ZM41 249V248H40ZM42 249H46V248H44V246H43V248ZM40 250V251H43V250ZM116 249V248H115ZM132 249V248H131ZM154 249V248H153ZM17 251L19 250V249H16ZM20 250H22V249H20ZM24 250V249H23ZM22 250V251H23ZM27 250H29V249H27ZM47 250V249H46ZM45 250V251H46ZM122 250V249H121ZM120 250V251H121ZM140 250V249H139ZM144 250V249H143ZM5 251V250H4ZM7 251V250H6ZM33 251H34V249H33ZM38 251V250H37ZM56 251V250H55ZM115 251V250H114ZM131 251V250H130ZM145 252H146V250H144ZM154 251V250H153ZM202 251V250H201ZM20 252V251H19ZM24 252V251H23ZM39 252V251H38ZM58 252V251H57ZM56 252V253H57ZM63 252H64V250H63ZM117 252V251H116ZM3 253V252H2ZM11 253V252H10ZM14 253V252H13ZM44 253H46V252H43V254ZM54 253L55 252H53V256H55L54 255ZM55 253V254H56ZM59 253V252H58ZM57 253V254H58ZM62 253V252H61ZM66 253V252H65ZM115 252H113V254H114ZM140 253V252H139ZM142 253V252H141ZM149 253V252H148ZM147 253V254H148ZM154 253V252H153ZM165 253V252H164ZM1 254V253H0ZM42 254V253H41ZM112 254V255H113ZM115 254H118V252L117 253H115ZM145 254V253H144ZM147 254H145V256H147ZM166 254V253H165ZM164 254V255H165ZM2 255V254H1ZM19 255H21V254H19ZM29 255V254H28ZM27 255V256H28ZM32 255V254H31ZM45 255H47V253L45 254ZM44 255V256H45ZM59 255V254H58ZM124 255V254H123ZM141 255V254H140ZM143 255V254H142ZM258 255V254H257ZM256 255V256H257ZM11 256H12V253H11ZM11 256H10V258H11ZM14 256V255H13ZM13 256H12V259H13ZM15 256H16V254H15ZM49 256V255H48ZM52 256V257H53ZM62 256H63V254H62ZM128 256V255H127ZM144 256V257H145ZM17 257V256H16ZM15 257V258H16ZM23 257H25V255L23 256ZM29 257V256H28ZM118 257H119V255H118ZM122 257V256H121ZM153 257H154V255H153ZM165 257V256H164ZM30 258V257H29ZM37 258H38V256H37ZM36 258V259H37ZM64 258V257H63ZM124 258V257H123ZM127 258H130L131 259V257H127ZM141 258V257H140ZM259 258V257H258ZM6 259V258H5ZM11 259V260H12ZM39 259H41V258H39ZM44 260L46 259V258H43ZM50 259V258H49ZM56 259V258H55ZM57 259H58V257H57ZM116 259V258H115ZM114 259V260H115ZM121 259V258H120ZM119 259V260H120ZM134 259H136V258H134ZM147 259V258H146ZM151 258H149V260H150ZM167 259V258H166ZM19 260V259H18ZM22 260V259H21ZM24 260V259H23ZM27 260V259H26ZM38 260V259H37ZM116 260H118V258L116 259ZM122 260V259H121ZM138 260H140V259H138ZM165 260V259H164ZM260 260V259H259ZM20 261V260H19ZM25 261V260H24ZM30 261V260H29ZM39 261V260H38ZM70 261V260H69ZM151 261V260H150ZM252 261V260H251ZM4 262V261H3ZM13 262V261H12ZM60 261H58V263H59ZM117 262V261H116ZM115 262V263H116ZM140 262V261H139ZM263 262V261H262ZM7 263V262H6ZM14 263V262H13ZM35 263L37 264V262H36V260H35ZM39 263H40V261H39ZM44 263V262H43ZM47 263V262H46ZM53 263V262H52ZM20 264V263H19ZM23 264H29V262L27 263V262H23ZM57 264V263H56ZM98 264V263H97ZM117 264H119V262L117 263ZM151 264V263H150ZM156 264V263H155ZM165 264V263H164ZM256 264V263H255Z\"/></svg>",
    "mask_w": 264,
    "mask_h": 264
}]
</instances>
